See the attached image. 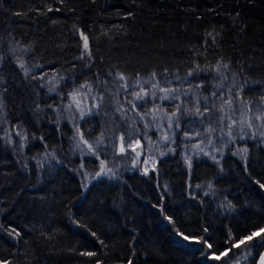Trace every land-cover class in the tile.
Segmentation results:
<instances>
[{
  "label": "trees",
  "instance_id": "16d2710c",
  "mask_svg": "<svg viewBox=\"0 0 264 264\" xmlns=\"http://www.w3.org/2000/svg\"><path fill=\"white\" fill-rule=\"evenodd\" d=\"M124 115L151 167L102 174ZM262 229L264 0H0V264H255Z\"/></svg>",
  "mask_w": 264,
  "mask_h": 264
},
{
  "label": "rangeland",
  "instance_id": "374dc122",
  "mask_svg": "<svg viewBox=\"0 0 264 264\" xmlns=\"http://www.w3.org/2000/svg\"><path fill=\"white\" fill-rule=\"evenodd\" d=\"M139 93V92H138ZM137 94V93H136ZM141 96L143 97L142 99H137L136 95L134 98L133 107L136 110V105L139 104V102L144 101L145 98L142 93H140ZM93 101L91 102L88 99V95L85 92V90L79 91L77 98H76V107L77 110L79 111V114L77 113V120L81 119L83 116H85L88 113H97V108L99 106V99H92ZM133 108V109H134ZM97 111V112H96ZM172 113V112H171ZM170 113V114H171ZM148 115L152 118L157 119L158 121L155 122V127L158 128L163 121L160 119V114L157 113L156 111H150ZM124 117L128 123H123L120 120H118L117 126L119 128L115 130L112 125L107 123H96L98 125L97 130H100L102 134L101 135V146L103 153L106 154L107 160L103 161V164L100 165V169L98 172H103L101 169L108 168L112 169L111 171H117L118 169H132L135 168L134 166H138L141 169L147 170L151 167V162L148 161L147 156L145 155V158L142 159L141 155V146L143 141L137 136L138 134V129L134 128L135 123H129V120L127 117L124 115ZM134 122V121H132ZM164 123H170L168 121ZM134 124V125H133ZM95 130V129H94ZM93 129H91L90 132H92ZM160 135H162L163 141L167 140L166 135L162 134L160 130H157ZM160 131V132H159ZM144 137L146 140V145L150 143V140L147 137V129H144ZM143 133V132H142ZM161 140V139H160ZM76 147L79 146L80 148H83L84 150L86 149L85 152H83V155H88V156H94L93 154L91 155L90 152L95 149L94 146L90 147V143L87 142L86 140L84 141L81 139V136L79 134L77 135V139L75 141ZM89 146V147H88ZM123 147V151L121 150ZM149 152V150H148ZM81 153V152H80ZM120 156V157H118ZM99 158V156L97 155ZM129 161V167H127V163ZM106 166V167H105ZM89 169H93L94 167L87 166ZM127 167V168H126ZM102 174H105L103 172ZM83 175H85V180L88 181L91 179L90 174H86L83 172ZM102 176V175H101Z\"/></svg>",
  "mask_w": 264,
  "mask_h": 264
},
{
  "label": "snow or ice",
  "instance_id": "6c2138e0",
  "mask_svg": "<svg viewBox=\"0 0 264 264\" xmlns=\"http://www.w3.org/2000/svg\"><path fill=\"white\" fill-rule=\"evenodd\" d=\"M85 48H87V43H85ZM225 67H226V65H225ZM153 75H155V74H153ZM120 79H124V76L122 74H120ZM136 97H137V99H142L143 98L140 93H137L136 94ZM121 150L123 151V147H122ZM261 231H264V229H262ZM255 235H257V234L256 233H253L251 236L247 237L246 239L247 240H251L252 239V236H255ZM241 243H244V241H241ZM209 247H211V245H209ZM261 264H264V257H261Z\"/></svg>",
  "mask_w": 264,
  "mask_h": 264
},
{
  "label": "water",
  "instance_id": "95a60500",
  "mask_svg": "<svg viewBox=\"0 0 264 264\" xmlns=\"http://www.w3.org/2000/svg\"><path fill=\"white\" fill-rule=\"evenodd\" d=\"M260 232L257 233V235L259 234ZM226 253V252H224ZM261 257H264V249L261 251V253L259 254L255 264H261Z\"/></svg>",
  "mask_w": 264,
  "mask_h": 264
}]
</instances>
